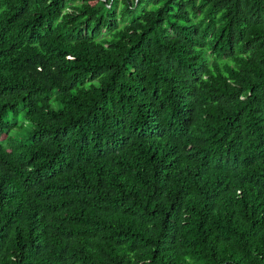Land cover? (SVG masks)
I'll use <instances>...</instances> for the list:
<instances>
[{
	"label": "trees",
	"instance_id": "obj_1",
	"mask_svg": "<svg viewBox=\"0 0 264 264\" xmlns=\"http://www.w3.org/2000/svg\"><path fill=\"white\" fill-rule=\"evenodd\" d=\"M0 264H264V0H0Z\"/></svg>",
	"mask_w": 264,
	"mask_h": 264
}]
</instances>
